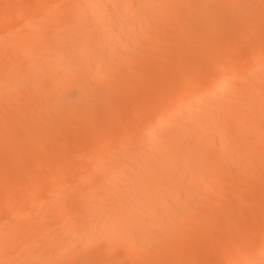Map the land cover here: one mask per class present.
<instances>
[{"label": "bare ground", "instance_id": "1", "mask_svg": "<svg viewBox=\"0 0 264 264\" xmlns=\"http://www.w3.org/2000/svg\"><path fill=\"white\" fill-rule=\"evenodd\" d=\"M0 264H264V0H0Z\"/></svg>", "mask_w": 264, "mask_h": 264}, {"label": "rangeland", "instance_id": "2", "mask_svg": "<svg viewBox=\"0 0 264 264\" xmlns=\"http://www.w3.org/2000/svg\"><path fill=\"white\" fill-rule=\"evenodd\" d=\"M74 149H78V148H74ZM74 149H73V150H74ZM73 150H71V152H72V154H73V152H75V153L73 154V155H75V154H76V151H75V150L73 151ZM79 151H80V150H79ZM79 151H78V153H79ZM71 152H68V153H70V154H67V156L72 157V156H70V155H71ZM65 154H66V153H65ZM67 156H66V157H67ZM73 157H74V156H73ZM75 157H76V156H75ZM44 169H45V168H44ZM17 176H18V175H17ZM12 191H13V190H12Z\"/></svg>", "mask_w": 264, "mask_h": 264}]
</instances>
